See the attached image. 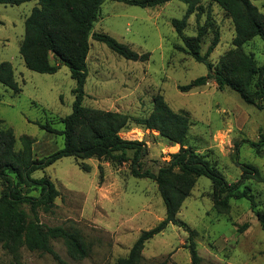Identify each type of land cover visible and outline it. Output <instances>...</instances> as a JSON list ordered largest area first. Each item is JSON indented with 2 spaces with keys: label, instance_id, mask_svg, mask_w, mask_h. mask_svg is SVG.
Segmentation results:
<instances>
[{
  "label": "rangeland",
  "instance_id": "374dc122",
  "mask_svg": "<svg viewBox=\"0 0 264 264\" xmlns=\"http://www.w3.org/2000/svg\"><path fill=\"white\" fill-rule=\"evenodd\" d=\"M250 1L264 14V0ZM35 5L36 0L20 5L0 4V63L10 64L20 89L13 94L0 83V120L12 129L16 150L20 148V137L28 136L33 141V156L42 158L61 149L63 144L61 136L39 128L37 123H49L56 130L62 129L59 119L71 112L75 83L63 65L53 74H40L26 68L19 45L24 20ZM203 5L207 6V1ZM210 10L212 26L219 38L208 60L216 66L232 49L234 28L221 8L211 4ZM184 12L185 5L177 0L153 8L104 0L90 34H107L137 54L149 56L145 61L126 60L90 37L82 105L125 113L133 119L126 129L133 131L125 137L131 140L136 136L144 143L146 153L140 159L142 170L155 173L179 149V145L170 143L157 131L145 129L134 121L148 116L153 97L161 95L172 111L188 115L186 146L204 156L227 182L240 178L238 164L251 165L264 177V146L256 151L251 145L264 134V108L246 104L236 92L219 89L213 80L188 91L179 89L208 72L204 64L175 48L181 41L170 21L181 19ZM204 20L203 14L198 18L191 15L184 34L195 35ZM212 38L213 30L208 29L201 54ZM242 49L253 56L257 67H264L261 39L253 38L243 44ZM131 155L128 151L127 156ZM84 162L90 167L88 172L79 169L73 157H62L31 176H48L59 191L52 210L39 211L40 222L78 231L88 249L87 256L72 258L62 241L55 240L51 245L60 262L48 254L22 248L21 264H115L118 258L127 255L141 231L154 227L164 218L156 184L150 179L131 176L129 161L120 165L96 159ZM243 185L254 195L256 208H264V183L248 179ZM176 219L193 231L200 264H264V233L249 201L230 199L227 210H215L207 177L197 178ZM188 230L169 224L146 241L142 250L143 264H191L185 247ZM11 262L12 256L0 247V264Z\"/></svg>",
  "mask_w": 264,
  "mask_h": 264
},
{
  "label": "trees",
  "instance_id": "16d2710c",
  "mask_svg": "<svg viewBox=\"0 0 264 264\" xmlns=\"http://www.w3.org/2000/svg\"><path fill=\"white\" fill-rule=\"evenodd\" d=\"M28 1L30 0H0V4L20 5ZM103 1L36 0V5L24 20L19 54L26 68L40 74H53L60 66H66L75 86L72 89L74 100L71 112L59 119L61 130L54 129L49 123H37L39 128L62 137V148L46 157L33 156V141L28 136L20 137V148L16 150L12 129L4 126V122L0 120V247L12 256L10 264H21L22 248L29 252L48 254L60 262L51 245L55 240L62 241L72 258L80 259L88 254L78 231L61 226H47L39 220V211H51L59 191L48 176L33 178L31 174L62 157H73L78 168L85 172L90 170L89 165L84 162L87 159L109 161L117 165L129 161L131 176L150 179L156 184L164 206V218L154 227L141 231L127 255L118 258L115 264H143L142 250L145 242L162 232L169 224L180 225L188 230L177 221L176 215L200 176L210 180L211 199L215 210H227L230 199H246L264 233V208H256L254 195L249 187L243 185L248 179L264 183V177L253 166L238 164L241 169L240 178L233 183L227 182L204 156L186 146L190 125L188 115L185 112L172 111L161 95L153 97L152 110L148 116L134 119L136 124L155 130L170 143L179 145L178 151L171 154L169 161L158 167L155 173L140 168V159L146 153L144 143L121 138V133L133 121L129 115L82 105L90 37L126 60L145 61L149 56L147 53L137 54L129 46L107 34H90ZM112 1L153 8L172 0ZM177 1L185 5V12L181 19L170 21L181 41V45L175 48L189 55L195 62L204 64L208 71L205 76L197 77L179 89L188 91L213 80L219 89L229 88L236 92L246 104L264 108V103H261L264 102V67H257L253 56L242 49L243 44L255 37L264 42V14L250 0ZM204 1H207V6L203 5ZM211 4L225 12L234 28L232 49L220 58L216 66L208 60L219 38L218 31L212 26ZM193 14L196 18L203 14L205 20L197 27L195 35L187 36L184 29L187 19ZM208 29L213 30V38L206 51L201 54V44ZM0 83L13 94L20 90L7 62L0 63ZM251 145L256 151L263 147L264 134H260L258 140L251 142ZM128 151L132 152L131 157L127 156ZM32 191H37L38 194L30 195ZM185 247L190 263L200 264L201 258L196 251L194 233L191 230H188Z\"/></svg>",
  "mask_w": 264,
  "mask_h": 264
},
{
  "label": "built area",
  "instance_id": "2783aa9c",
  "mask_svg": "<svg viewBox=\"0 0 264 264\" xmlns=\"http://www.w3.org/2000/svg\"><path fill=\"white\" fill-rule=\"evenodd\" d=\"M133 130H130V132H132ZM129 131H125V132H122L121 133V138L122 139H124V140H130V138H128V137H125V135H127V134H129L130 133ZM128 138V139H127ZM131 140H139L140 141V139H138L136 136H134V138L133 139H131Z\"/></svg>",
  "mask_w": 264,
  "mask_h": 264
},
{
  "label": "bare ground",
  "instance_id": "6f19581e",
  "mask_svg": "<svg viewBox=\"0 0 264 264\" xmlns=\"http://www.w3.org/2000/svg\"><path fill=\"white\" fill-rule=\"evenodd\" d=\"M139 136V135H138Z\"/></svg>",
  "mask_w": 264,
  "mask_h": 264
}]
</instances>
